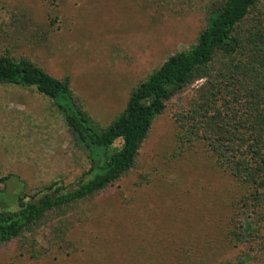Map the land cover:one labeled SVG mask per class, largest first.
<instances>
[{"label":"rangeland","instance_id":"obj_1","mask_svg":"<svg viewBox=\"0 0 264 264\" xmlns=\"http://www.w3.org/2000/svg\"><path fill=\"white\" fill-rule=\"evenodd\" d=\"M214 1L0 0L2 29L22 10L27 16L20 17L23 36L0 35V54L7 49L55 77L68 75L92 124L103 127L123 108L136 82L195 41L203 8ZM201 82L184 87L153 118L129 173L40 225L34 234L38 255L15 241L0 243V264L233 261L240 249L222 234L233 191L230 178L199 144L173 155L171 112ZM86 167L81 146L48 98L32 88L0 84V178L14 175L3 181L6 192L18 190L19 179L27 193L50 181L66 184ZM65 219L66 241L56 245L50 231ZM257 245L250 255L258 253ZM263 263L264 250L245 264Z\"/></svg>","mask_w":264,"mask_h":264},{"label":"trees","instance_id":"obj_2","mask_svg":"<svg viewBox=\"0 0 264 264\" xmlns=\"http://www.w3.org/2000/svg\"><path fill=\"white\" fill-rule=\"evenodd\" d=\"M147 1L162 5L172 0ZM203 12L195 41L136 82L123 108L103 127L92 124L68 75L55 77L26 56H10L7 49L0 54V84L32 88L48 98L87 160L71 182L50 181L32 193L21 179L18 190L6 192L3 181L14 175L1 177L0 243L15 241L38 255L34 234L40 225L129 173L153 118L184 87L202 79L171 112L173 155L199 144L233 184L223 238L232 247L250 250H239L233 261L210 264H245L258 257L264 250V0H217ZM18 14L4 29L0 25V35L23 36L20 17L27 16L23 10ZM9 27L15 28L11 35ZM67 223L65 219L50 231L56 245L66 241ZM253 244L258 253L250 255Z\"/></svg>","mask_w":264,"mask_h":264}]
</instances>
